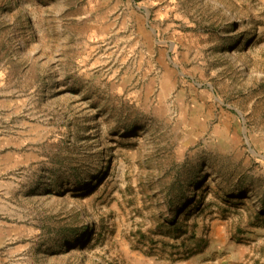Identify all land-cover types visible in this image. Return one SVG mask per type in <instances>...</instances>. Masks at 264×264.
Wrapping results in <instances>:
<instances>
[{"label": "rangeland", "instance_id": "374dc122", "mask_svg": "<svg viewBox=\"0 0 264 264\" xmlns=\"http://www.w3.org/2000/svg\"><path fill=\"white\" fill-rule=\"evenodd\" d=\"M0 264H264V0H0Z\"/></svg>", "mask_w": 264, "mask_h": 264}]
</instances>
